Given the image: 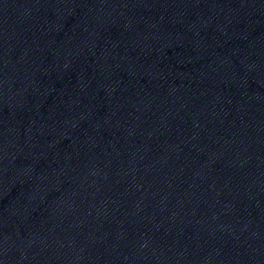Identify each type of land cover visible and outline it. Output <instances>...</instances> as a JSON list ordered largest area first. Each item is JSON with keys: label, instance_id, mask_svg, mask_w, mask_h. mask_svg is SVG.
<instances>
[{"label": "water", "instance_id": "water-1", "mask_svg": "<svg viewBox=\"0 0 264 264\" xmlns=\"http://www.w3.org/2000/svg\"><path fill=\"white\" fill-rule=\"evenodd\" d=\"M0 264H264V0H0Z\"/></svg>", "mask_w": 264, "mask_h": 264}]
</instances>
